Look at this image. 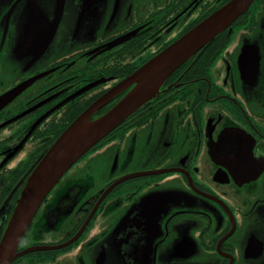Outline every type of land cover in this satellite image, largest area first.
<instances>
[{
  "label": "flooded vegetation",
  "instance_id": "1",
  "mask_svg": "<svg viewBox=\"0 0 264 264\" xmlns=\"http://www.w3.org/2000/svg\"><path fill=\"white\" fill-rule=\"evenodd\" d=\"M229 1L0 0V97L37 77L0 109V237L63 127ZM207 46L59 180L10 264H264V0Z\"/></svg>",
  "mask_w": 264,
  "mask_h": 264
},
{
  "label": "water",
  "instance_id": "2",
  "mask_svg": "<svg viewBox=\"0 0 264 264\" xmlns=\"http://www.w3.org/2000/svg\"><path fill=\"white\" fill-rule=\"evenodd\" d=\"M63 4L65 0H57ZM252 0H230L173 41L128 77L85 108L57 136L33 166L0 237V264H10L32 249L17 252L37 209L59 180L87 152L143 104L154 98L169 76L211 43L242 15ZM59 19L60 10L56 13ZM22 48L19 46L18 49ZM37 78V77H36ZM31 78L0 97V109L29 86ZM120 100L100 116L92 115L126 88Z\"/></svg>",
  "mask_w": 264,
  "mask_h": 264
},
{
  "label": "trees",
  "instance_id": "3",
  "mask_svg": "<svg viewBox=\"0 0 264 264\" xmlns=\"http://www.w3.org/2000/svg\"><path fill=\"white\" fill-rule=\"evenodd\" d=\"M213 46H214L213 44L210 45V47H213ZM208 48H209V44H208V46H207V50H208ZM207 50H206V51H207ZM197 54H198V53H197ZM197 54H196V55H197ZM196 55H195V56H196ZM191 60H192V59H190V61H191ZM197 60H199V59H196V61H197ZM188 62H189V61H188ZM183 66H184V64L181 65L179 68H177V69H176V70L170 75V77L173 76V74H174L176 71H178L180 68H182ZM194 70H196V69H194ZM73 119H74V118H72L71 121H72ZM71 121H70V122H71ZM70 122H69V123H70ZM69 123H68V124H69ZM68 124H66V125L63 127V129H64Z\"/></svg>",
  "mask_w": 264,
  "mask_h": 264
}]
</instances>
